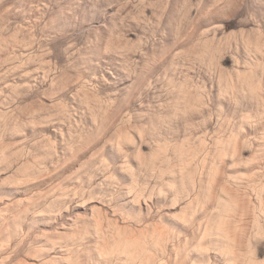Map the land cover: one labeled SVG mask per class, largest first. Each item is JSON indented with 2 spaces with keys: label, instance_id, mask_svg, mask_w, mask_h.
Instances as JSON below:
<instances>
[{
  "label": "rangeland",
  "instance_id": "rangeland-1",
  "mask_svg": "<svg viewBox=\"0 0 264 264\" xmlns=\"http://www.w3.org/2000/svg\"><path fill=\"white\" fill-rule=\"evenodd\" d=\"M0 264H264V0H0Z\"/></svg>",
  "mask_w": 264,
  "mask_h": 264
}]
</instances>
